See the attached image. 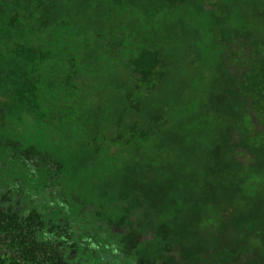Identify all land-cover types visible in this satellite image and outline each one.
Listing matches in <instances>:
<instances>
[{
  "label": "trees",
  "instance_id": "trees-1",
  "mask_svg": "<svg viewBox=\"0 0 264 264\" xmlns=\"http://www.w3.org/2000/svg\"><path fill=\"white\" fill-rule=\"evenodd\" d=\"M235 1L0 0V264H135L122 248L124 262L115 260L112 246L108 256L78 244L80 233L53 207L79 215L96 205L97 220L120 234L119 245L134 231L149 241L162 223L149 231L139 222L156 206H130L117 195L129 181L142 188L148 178L154 189L164 178L178 183L179 164L196 175L183 183L189 201L205 194V202H189V261L164 238L167 264H217L218 253L233 254L215 229L226 225L228 212L248 238L243 260L264 264V226L257 224L264 222V156L257 162L247 150L250 140L264 137V46L245 27L223 23ZM240 1L264 22V0ZM199 20L205 29L197 34L207 30L209 37L189 42L190 24ZM145 35L181 64L167 70ZM188 65L189 91L178 88ZM177 90L182 105L170 110ZM152 103L163 111L146 113ZM162 139L165 148L158 146ZM180 143L189 144V156L172 150ZM202 159L215 161L217 174L201 168ZM216 176L218 195L213 190L206 200L202 180ZM72 187L83 193L71 203ZM238 208L253 214H235Z\"/></svg>",
  "mask_w": 264,
  "mask_h": 264
},
{
  "label": "rangeland",
  "instance_id": "rangeland-1",
  "mask_svg": "<svg viewBox=\"0 0 264 264\" xmlns=\"http://www.w3.org/2000/svg\"><path fill=\"white\" fill-rule=\"evenodd\" d=\"M234 8V11L230 12H224V24L229 25V27H245L249 31V35L252 38H259L261 39V45L264 46V22L259 21L257 15L253 12H247V6L240 1L236 0L234 3V6L228 7V9ZM228 14V15H227ZM227 15V16H226ZM183 18V23H186L189 26V16L186 14V16H182ZM182 23V22H180ZM203 20H199L197 24H190L189 27V32H191V37H189V42H193L196 37H204L205 39H208V34L207 30L203 31L204 34L198 35L197 32H200L198 29L202 30L203 27ZM187 29L181 24L179 28L180 36L181 38L185 37L183 35L186 34ZM202 36V37H201ZM146 37V42L150 46H154L158 49H160L162 55L164 56L163 61L164 64L166 65L167 70L169 69V66H176L178 67L181 63L178 61L179 58L178 56H173L171 55L168 50L165 48V46L162 45V42L157 38H152L151 36L145 35ZM203 38V39H204ZM129 41L132 42L133 36H130L128 39ZM193 69L196 70L197 67L193 66ZM188 71H185L182 73L181 77L179 78V89H184L188 90L190 88L194 87V82H193V76L191 75V68H189L188 65ZM168 72V71H167ZM168 75L169 72H168ZM213 87L215 84H212ZM182 98L181 95L177 92H174L173 99L171 100V103L169 104V109L172 110L174 107L173 105H182ZM154 100V98H152ZM178 107V106H177ZM158 111H163V107L160 105H157L155 103H152L149 108H147L146 113H151V112H158ZM180 113V112H179ZM178 117V115H177ZM252 140H256L255 142ZM252 140H250L247 150L248 152L256 158L257 162H260L261 158L264 156V137H255ZM189 141L194 142V144H198L201 140L194 141V139H189ZM252 141V142H251ZM166 142L162 139L159 141L158 146L160 148H165ZM172 150L174 149L175 151L177 150H184L186 155H189V144L188 145H183L180 143L177 147L171 146ZM201 148V144H199V147ZM195 151V149H194ZM173 152V151H171ZM183 155V152H181ZM213 155V154H212ZM213 157V156H212ZM201 168H203L205 171L213 172L217 174V167L215 166V161L212 160H205L202 159L200 161ZM179 169V168H177ZM181 173H186V177L189 178L193 177L195 174L193 173L194 171H190L189 173V167L187 168H182L178 170ZM194 174V175H193ZM196 176V175H195ZM220 178V177H219ZM219 178L216 176V178H212L213 181L211 180H206L203 181V184H206V200L211 197L209 195L212 194V191L216 188L214 185L215 182L219 185ZM184 179V178H183ZM218 179V180H217ZM222 181H224V178H221ZM192 180V178H190ZM119 183L114 184L116 185V188L118 187ZM144 184H139L141 186H144L140 188L136 183L132 184L130 181L125 183V186H123L122 190L118 193V198H128L130 202V206H142L143 201H149L150 207L154 208L156 206V209L151 210L150 208L147 210L146 216H145V223L144 222H139L140 227H142V230L148 229L149 231L154 229L156 227L155 222L160 221L162 223L163 231H155L152 233V239L147 241L146 238H144L143 234L140 232L132 233L130 232L127 236H125L124 242L126 244H123V246L119 245L121 244L120 241V234L116 233L111 226V224L107 220H97L95 216V209L96 205H93L92 211H86L82 212L79 215L72 214L71 209L69 208L68 210L64 208H61V205L53 207V210L55 211H63V216L68 220L69 224L71 225V228L76 232H79L80 235L82 236L78 240V244H92L93 247H96L95 249L99 251V253L107 254L108 256L111 254V246L114 248L112 250V253L114 255L115 260L117 261H123L125 260L123 257H121V253L118 252L121 248L122 254L124 252L130 254L128 258L132 261V258H135V264H156L160 262L161 264H167L171 262V257H165L163 253V246L161 244L162 240L164 238H171L173 239L177 244H173V250L180 255L181 258L188 259L189 261V202L192 204V200H201L204 201L205 194H202L200 198L192 199L189 201V186L187 184H179L176 183L173 179L169 178H164L161 179L160 182L158 183V188L154 189L152 186L153 181L148 178H145L142 180ZM189 184V183H188ZM92 185V184H90ZM157 187V186H156ZM225 190V189H224ZM71 191L74 193H71L73 195V198L71 199V203L75 201L74 197H81L82 196V191H79L76 189V187H72ZM205 191V192H206ZM217 189L214 190L213 193L218 195L216 193ZM66 194H69L68 190L65 192ZM227 193H229L227 191ZM153 195H156L154 199H152ZM219 195H224L223 192H220ZM222 199V198H221ZM220 197L217 199L213 205H209L205 212L207 214H212V212L215 210L214 205H217L219 200H221ZM155 204L153 203V201ZM152 201V202H151ZM210 201V200H209ZM86 206V202H82V205ZM89 206V204L87 205ZM89 208V209H91ZM240 210L241 215L243 216H249L250 214H253L249 209H236L234 211L235 214H237ZM127 208L122 211L121 215L118 217L119 220L118 222L127 215ZM156 211L158 215L156 216L153 212ZM160 212V214H159ZM230 213L232 217H230L229 220L226 218V225H219L216 227L217 232H222V239H221V244H228L229 246L232 247L234 250L233 254L230 253H218L216 257V263L217 264H256L254 261V258L249 256L246 259L243 260V257L245 255V252L248 253V244L245 242L247 241V236L246 233L238 232L236 224L239 222L237 221L235 215H232V212ZM227 213V214H228ZM106 221L105 223H102ZM109 224H108V223ZM257 220L254 222L256 224ZM258 225L264 226V222H257ZM224 227H227V230H225L224 235ZM241 229V228H240ZM239 229V230H240ZM260 229V228H259ZM233 231V237L230 233ZM181 231V233H180ZM238 232V233H237ZM237 233V234H236ZM229 237H228V236ZM236 235L243 238H236ZM252 235H255L254 232ZM151 236V235H150ZM226 237L230 239H226ZM220 239V237H218ZM233 240L237 241L236 244H233ZM242 241V242H241ZM99 244H105V245H99ZM214 244V243H211ZM192 245V244H190ZM262 253H264V242L262 244ZM124 247V248H123ZM101 249V250H100ZM120 253V254H119ZM193 253V252H191ZM260 254L259 252H257ZM134 254V255H131ZM257 254V256H258ZM260 260V259H259ZM264 261V259H262ZM124 262V261H123ZM174 262V261H172Z\"/></svg>",
  "mask_w": 264,
  "mask_h": 264
},
{
  "label": "flooded vegetation",
  "instance_id": "flooded-vegetation-1",
  "mask_svg": "<svg viewBox=\"0 0 264 264\" xmlns=\"http://www.w3.org/2000/svg\"><path fill=\"white\" fill-rule=\"evenodd\" d=\"M178 152H183V150L182 149H180V150H177ZM185 152V151H184ZM189 156V155H188ZM183 158H187V157H183ZM179 163V162H178ZM178 168H180V169H182V168H184V164H179L178 165ZM186 175V173H182V176H180V177H178V181L180 182V183H186V182H188L189 183V178L188 177H186L185 176ZM184 178V179H183ZM187 183V184H188Z\"/></svg>",
  "mask_w": 264,
  "mask_h": 264
}]
</instances>
